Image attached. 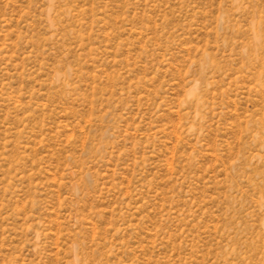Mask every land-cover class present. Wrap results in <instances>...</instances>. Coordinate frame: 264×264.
<instances>
[{
  "label": "rangeland",
  "instance_id": "1",
  "mask_svg": "<svg viewBox=\"0 0 264 264\" xmlns=\"http://www.w3.org/2000/svg\"><path fill=\"white\" fill-rule=\"evenodd\" d=\"M0 264H264V0H0Z\"/></svg>",
  "mask_w": 264,
  "mask_h": 264
}]
</instances>
